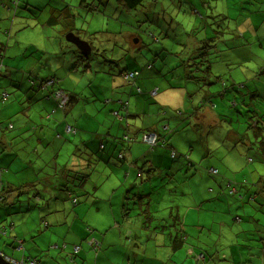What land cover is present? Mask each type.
I'll list each match as a JSON object with an SVG mask.
<instances>
[{"label": "rangeland", "instance_id": "374dc122", "mask_svg": "<svg viewBox=\"0 0 264 264\" xmlns=\"http://www.w3.org/2000/svg\"><path fill=\"white\" fill-rule=\"evenodd\" d=\"M263 5L260 0H144L128 10L118 0H0V92L8 91V99L0 102V122L4 125L0 124L1 132L17 133L20 118L22 124L36 130H26L22 137L28 135V140L22 138L13 146L5 145L3 153L5 161L11 160L12 164L1 165L6 170L0 174V186L15 182L16 188L4 193L0 224L7 220L9 227L13 223L17 233L27 236L22 247L17 246L16 239L14 247L1 244L8 249L7 255L12 253L9 255L16 258L23 253L27 257L28 245L33 241L31 248L37 246L40 250L33 251L36 257L52 251L48 258L56 256L57 263H81L79 256L83 255H74L73 243L62 251L54 248L55 242L62 247L64 243L41 222L47 213L43 206H69L71 213L56 227L67 226L65 232L72 223L83 221L89 225L91 232L81 244L85 245L81 252L89 254L88 263L104 250L90 247L91 239L101 241L108 234L106 241L110 238L111 246L115 243L124 249L122 235L130 240V229L150 257L142 264H224L219 262L217 252L235 257L237 226L255 230L249 238L263 237L264 227L258 232L255 222L236 226L237 210L235 214L221 212L226 206H264V191L258 190L262 198L256 193V185H264V152L258 147V139L264 135V29L252 26L261 23L259 10ZM48 17L56 23H46ZM219 25L226 27L218 38L211 70L203 73L194 69L198 77L183 82L178 64L191 48L187 42L204 39V47L211 51L210 38L216 35ZM69 32L89 42L88 56L79 52L75 61L73 52L78 48L65 39ZM90 61L93 65L87 66ZM35 68L36 79L52 77L66 94H70L72 80L79 84L77 91L84 93H78L77 101L68 104L65 113L60 108L53 112L47 101L45 108L39 90L31 88ZM135 68L139 75L132 86L122 78L121 71ZM151 78L158 87L157 92L152 87L153 94L140 82ZM175 82L181 84L179 88ZM136 84L144 88L142 94L135 93ZM52 86L49 83L48 87ZM113 86L117 103L129 100V108L122 110L123 122L108 112L112 103L106 99H110ZM163 88L167 90L161 95ZM155 110L161 111L162 121L178 111L174 117L178 120L170 123L177 129L167 131V140L177 148L176 155L171 157L169 153L162 165L145 167L149 182L139 173L138 178L129 175L128 162L125 169L77 147L97 135H105L104 144L112 137L116 144L127 142L130 128L126 127L141 126L156 114ZM48 111L50 117H45ZM127 113L135 115L128 118ZM11 123L14 128L9 127ZM56 124H60L58 129ZM65 124L73 126L76 133L65 136ZM42 130H46L44 136ZM57 132L63 137L58 138ZM120 155L117 157L123 160ZM80 156L84 163H75ZM190 162L192 166H188ZM136 165H142L140 159ZM211 167L217 171L210 172ZM48 185L56 188L57 195L50 193ZM67 190L76 196V204L66 195ZM258 198L263 204H258ZM257 214L264 220V215ZM183 218L185 224L192 225L186 227L192 232L188 246L203 253L200 262L189 252L171 254L172 241L183 231ZM126 220L132 222L129 227L124 225ZM229 244L232 247L228 248Z\"/></svg>", "mask_w": 264, "mask_h": 264}, {"label": "crops", "instance_id": "0c3cea01", "mask_svg": "<svg viewBox=\"0 0 264 264\" xmlns=\"http://www.w3.org/2000/svg\"><path fill=\"white\" fill-rule=\"evenodd\" d=\"M28 1H31V0H28ZM260 2H264V0H260ZM80 4L81 3H79V5ZM261 8H263L262 10H259V12H260L259 16L262 17L260 19L261 23H259V24L258 23H256V24L252 23V26L257 27L256 28L257 30L262 29V28L264 29V26H263L264 25V5ZM45 22L48 24H50V23L55 24L56 23L52 20L51 17H48L45 20ZM74 50H75V48H74ZM79 52L80 51H78V50H75L73 52V54H74L73 58H75V61H76V57L79 56ZM86 56H88V55H86ZM82 57H84V56H82ZM89 58H90V56L86 57L85 60L88 61ZM81 59H83V58H81ZM82 61H84V60H82ZM90 65H93V63L91 61L89 62V64L87 66H90ZM135 70H138V69L135 68ZM77 71L78 70H76L75 72L77 73ZM10 73H11V70L9 69L8 75H10ZM121 74H122V78L125 80L127 77L124 75V71L121 72ZM164 76H165V78H167V75H164ZM179 76H180V79L183 81L184 78L182 77V72L179 74ZM44 77H47V76H44ZM126 80H127V83H129V82L131 83V81H129L128 79H126ZM135 81H136V79H134V82ZM140 82H141V84L146 85L144 88H146V89L148 88V90H151L152 87L155 86L154 84H152L153 78L146 79V81L141 80ZM186 83H188V82H186ZM174 85L178 86V88H179L180 87L179 85H181V84H179V83L177 84L175 82ZM78 86H79V84L72 81V80L69 83V89L68 90L70 91L71 97H75L74 102L77 101L78 93H80V96L84 93L83 90L77 91ZM136 86H138V85L136 84ZM54 88H58L55 83L52 86V89L51 88L49 89V92L52 91ZM115 88H116V86H113V88L111 89L110 99H106L107 102L112 103L111 109L108 111L111 113L112 116H113L112 111L115 109H118L120 112H122V110L119 107V102L121 100H119V102L117 103L116 99H113L115 96V94H113V93L116 92V91H114ZM144 88L141 89V87H140L141 92H139V90L137 91V88H135L134 89L135 93L138 92V93L142 94ZM155 89L157 92L158 87H156ZM152 90L154 91V89H152ZM163 90L164 91L161 93V95L167 90V88H163ZM151 91H150V93H151ZM49 92L45 93V91L39 90V93H41V95L45 99V100H42L44 107L46 108V104H44V102L47 101L50 104V108L53 109L54 108L53 107L54 101L49 96V94H50ZM104 92H108V90L106 88H104ZM180 92H182V91L180 90ZM100 93H101V91H100ZM64 94H66V93H64ZM36 95L37 94H35V96ZM66 95L68 96L69 94H66ZM144 97L148 98V96H144ZM123 100L126 101V104L129 108V100L125 99V98ZM150 100H151V102L155 101L154 99H150ZM127 106H126V109H127ZM135 107H136V104H135ZM187 110L190 111L189 109H187ZM56 111H58V110H56ZM46 113H47V115L45 117H50L49 111ZM153 113H156V114H152L148 121L147 120L143 121L141 126H138L135 128L134 125L130 124L126 127V128H130V130L127 132L129 134V136L127 135L126 137L131 138L130 140H127L125 137V141H127V142H123L122 144H119V143L116 144V140L114 139L115 137H112V138L106 139V142H109V143H105V144L103 143L102 144L101 142H102L103 137L105 135H101V136L97 135L90 140L82 141L81 143H79V145L77 147L80 148L81 152H84V150H86L87 153H85V154L90 155V156L95 155L99 160L107 161L108 164H118V166H121V167L126 169V167L128 166L127 165V162H128L130 167H131V171L130 172L128 171L129 175H133L134 177L138 178L137 174L139 173L142 180L149 182V177H148L149 172H147L146 175L143 172L145 167H151L155 163L158 165H162L164 160L168 156V154L170 153V156L172 157V155H171L172 151H174L175 148H177L176 145L174 144V142H172V140H170V141L167 140V138H168V135H167L168 132L167 131L170 130V132L172 133L175 129H177L176 128L177 125H175V126H173L174 129L172 131L171 129L173 127H170V123L172 121L178 120V119L174 118L175 116H177L178 111L176 112V114L174 116L173 115L172 116L167 115V118L164 121H162V119H160L161 118V116H160L161 111L155 110V111H153ZM179 113H180V111H179ZM180 114H182V112ZM134 115H135L134 113H131V114L127 113L128 118L130 116L134 117ZM139 115H140V113H138L137 116H139ZM113 118H115V116H113ZM168 119H169V122H168ZM21 120H22V118L19 119L20 123L16 127L18 129L17 133L12 134V135H11V133H9V135H7L6 133L1 132V138H0L1 142H2L1 145H2V147L5 148V149L3 148V150H7L5 145H7V147H9L8 145L12 144L13 142L20 140L24 137H28V135H25L24 137H22V134L24 132H26V130L30 131L31 127H29L27 125V123L22 124ZM0 124H1V126L3 125L2 123H0ZM58 126H60V124H56L55 128L58 129ZM67 126L68 125L65 124V131H64L65 136H67V134H69V132L67 131V128H68ZM14 127H15V125H13V128ZM33 131H36V130L34 129ZM45 131L46 130H42L43 134H41V136H44ZM150 131H155L156 133H158V135H159V136L157 135L158 138L166 139V145H163L161 143V145H163L162 146L163 148H161V146H157L155 148H152L153 146H151L148 142H144L142 140L141 135L143 133L150 132ZM47 132H48L47 134H50L51 128H48ZM137 136L140 137V139L138 138L141 141L139 143L136 142ZM10 137L13 138L12 141L9 140ZM46 138L47 137H44L41 140H45ZM27 140H28V138H27ZM27 140H25L24 142L27 143ZM41 140L39 139V141H41ZM132 142H135V143H132ZM14 144L15 143H13L12 145H14ZM98 148H99V151H97ZM167 148L170 150V152L167 150ZM8 151H9V149H8ZM119 152L122 153L121 156L123 157V160H121L117 157V154ZM174 153H175V151H174ZM174 155H176V154H174ZM1 156H3V154L0 153V161H4L1 158ZM77 159L78 160L75 163H78L79 161L81 164L84 163V159L81 156L78 157ZM139 159H140V162H142L141 166L136 165V163L139 161ZM192 165H193V162H192ZM192 165L188 164V166H192ZM140 168H141V170H138ZM212 170L217 171L216 168L211 167L209 169V171L213 172ZM61 177H63V176H61ZM154 177L156 178V176H154ZM14 183L8 182L7 184H9L12 187H15L16 183L15 184ZM227 184H228V182H227ZM1 186H3V184H1ZM256 187H257L256 188L257 195L262 198L263 194H258V190L261 192L264 191V185L259 184V186L256 185ZM34 189H36V186ZM47 189L50 191L51 194L57 195L56 188L52 189L51 185H48ZM258 204H263L262 200L260 198H258ZM256 207H258L260 210H257ZM185 208H186V206H185ZM185 208H184V210H181V209H179V210L185 211ZM43 209L47 210V213L43 217H41V222L44 221L47 230L52 232V233H55L59 238H62L63 242H65V243L68 242L67 243L68 245L73 243V244H77L80 246V250L77 252V254L80 253L81 255H83V256H79L82 264H101L100 261H103V263H108V264H137V262L140 260H142V262H141V264H142L143 261H145L146 259L150 260V257L146 256L147 255L146 246L138 243L139 238L137 236L133 237V231L130 229L127 232V237H129L130 240H125L123 238V235H122V241L124 243V249L123 248L119 249V247H117V244H115V243H113L114 245L111 246L112 244L110 245V243H108V241H110V238H109V240L106 241L108 234H105L104 237L100 241L101 242V248L104 249L103 252H98V254L94 255V258H92L91 261L88 263L87 261H89V259H87V258L89 257V254H86L85 252L84 253L81 252V249H83V246H85V245H81V244L83 243V240H85L87 238V236H86V234L88 232L87 226L89 227V225L83 221H80V224H78V225L72 223L70 225V227L67 228V231L65 232L63 229L64 228L66 229L67 226L62 227V228H56V227L61 226L62 223H64V221H63L64 216H66V215L68 216L71 213L69 206H43ZM236 210L239 213L237 215V218H236V226H237V223H239V225H242L244 222H249V223L255 222V224L257 225L258 232H260L263 229L264 220H261L258 217L257 213L259 212L260 214L264 215V206H244V205H242V206H235V209L232 206H226V208L223 207L221 209V212L229 213V214L230 213L235 214ZM5 222H6L5 224H0V227L6 226V229L8 228L7 230H4L2 233L0 232V237L2 238V239L0 238V245L1 244H3V245L11 244L14 247L17 244L15 242V239L18 241V243L20 240H21V244L25 243L27 236L25 234L20 235L19 233H17L16 230L13 228V226H15L13 223H11L10 225H12V226L9 227L7 225V220ZM181 223H182L181 225L183 227V231L180 232L179 234H177L176 239L172 241L171 248L173 251L171 254H174L175 252H184V251L187 253L189 252L191 257L194 256L196 258V260L198 262H200V260H202V257H204L203 253L201 251H199L197 253L196 248L194 246L189 247L187 244L188 237L192 232H188L186 230V227L189 228L192 225L185 224L184 218L182 219ZM117 224H118V222H116V225ZM131 224H132V222L130 220H126V224H124V225H126V227H129ZM180 230H182V229H180ZM12 231H14V233L16 232V235ZM30 232L31 231H29V234H30ZM254 233H255V230L250 231V229H246V228H242V227L240 228L239 226H237V233H236L237 234V236H236L237 252H236V255H235V257L233 255H231L230 258H227V255L225 253H218L217 252V254H219V256L221 258L219 260V262H223L224 264H264V236L263 237L260 236L259 239L256 236H254L253 238H249ZM151 234H154V236L158 235L155 232H152ZM237 237H240V238H237ZM177 238H178V240H177ZM249 240H253V241H249ZM31 242L32 243H30L28 245L30 248V253H28L29 255L27 257L31 256V257H35L37 259L39 258L38 260H40L39 261L40 264H61V262H59V263L56 262V260H55L56 256L54 259L48 258V257H50V254L52 253V251L48 252L45 255V257H41L42 254H40L39 257H36V255H33L32 254L33 251H40V250L36 245H35L36 246L35 248H31V244H35L33 241H31ZM55 243H58V242H55ZM19 245L20 244H17V246H19ZM88 245L90 246L89 243H88ZM137 246L140 247L139 250L137 249ZM230 247H232V244L228 245V248H230ZM57 250L62 251L63 249H57ZM0 251H3L5 253L9 252L8 249H6L4 246H0ZM72 251H73V249H72ZM141 252H143L144 255H141ZM39 253H36V254L39 255ZM9 254L12 255V253H9ZM13 256H16V255H14V253H13ZM84 256H86V257H84ZM117 256H119L120 258H118ZM27 257H25V258H27ZM16 258L18 260H21V258H24L23 253L20 257L16 256ZM234 259H235V261H234ZM76 261H77V259H75V262Z\"/></svg>", "mask_w": 264, "mask_h": 264}, {"label": "trees", "instance_id": "16d2710c", "mask_svg": "<svg viewBox=\"0 0 264 264\" xmlns=\"http://www.w3.org/2000/svg\"><path fill=\"white\" fill-rule=\"evenodd\" d=\"M144 0H118V3L119 4H121V6L122 7H124V8H126V9H128V10H130V9H135L136 7H138L139 5H141L142 4V2H143ZM198 12V11H197ZM200 12H198V14H199ZM201 14V13H200ZM202 15V14H201ZM203 16V15H202ZM225 27H226V25H219V27H218V30L216 31V35L214 36V37H211L210 38V40H211V51H209V50H207L205 47H204V45H206V40H198L197 38H194V39H190L188 42H187V45H190L191 46V48H190V50H188V53H187V56L186 57H181L180 58V62H179V66L180 67H182V77L184 78V80H183V82H187V81H191V80H193V79H196L197 77H198V75L196 76L195 75V70L194 69H196L197 71H200V72H203V73H208L209 72V70H211V65L212 64H210L212 61H213V59L217 56V51H216V44H217V41H220L218 38H219V36H221L222 35V33H224V29H225ZM255 27V26H254ZM213 36V35H212ZM242 37H243V34H242ZM215 38L217 39V40H215ZM205 39H207L208 40V38L206 37ZM207 46V45H206ZM177 65V66H178ZM146 67L147 68H150L151 67V65L150 64H147L146 65ZM35 71H36V68L34 69V73L32 72L31 74L34 76V74H35ZM121 72H123V71H121ZM130 72H137L136 74H134L132 77H127V79L129 80V81H131V84L132 85H134L135 86V82H134V79H136L137 78V76L139 75V71L138 70H130V71H128V72H125L124 73V75H126V74H128V73H130ZM181 72H179V74L181 73ZM10 76V75H9ZM11 83V82H10ZM30 83H31V88L32 89H38V90H40V91H44V90H47V92H49V87H48V85H49V83H51V84H53L54 85V83H55V81H54V79L52 78V77H41V78H39V79H36V77L34 76V78L33 77H31L30 78ZM29 88V87H28ZM135 88H137V91L139 90V92H141V89H140V87H138V86H136ZM19 90H21L20 89V87L18 88ZM58 91H61L62 92V94L64 93L63 92V90H61L60 88H54L52 91H50L48 94H49V96L51 97V99L54 101V105H53V109H52V111H56V110H60V109H62V112H64V110H66V108H67V105L68 104H72V101L75 99V97H71V95L69 94L68 96H67V98H66V102L64 103V105L63 106H59V103H60V99L61 98H59V97H57L56 96V93L58 92ZM8 91L6 90V89H3V90H1V92H0V102H3V101H6L7 99H8V93H7ZM39 92V91H38ZM151 94H153V93H151ZM16 97L17 96H14V99L12 98V101L13 100H15L16 99ZM124 103H126V101H123V100H121L120 102H119V107H120V109L121 110H123V111H126V108L125 109H122V104H124ZM126 106H127V104H126ZM60 108V109H59ZM115 111H117V112H119L120 113V111L118 110V109H115V110H113L112 111V114H113V116H115V118L116 119H118L119 120V122H123V119H125L124 117V115H123V112H122V114H121V119H119L118 118V116L114 113ZM50 114H51V112H49ZM49 116V115H48ZM1 123V122H0ZM13 124L11 123V124H9V127H12L13 128V126H12ZM68 125V124H67ZM70 128H71V131L69 132V134H67V137H69L70 135H72V134H75L76 132H75V129H73V126H71V125H68ZM4 127V126H3ZM33 130H34V127H31ZM155 132V131H154ZM156 133V132H155ZM156 135H158V133H156ZM56 136L58 137V138H61V137H63V135H62V133H59V132H57L56 133ZM159 136V135H158ZM158 136H157V140H156V143L154 144V145H152L153 147L152 148H155V147H157V146H163V145H166V139H164V138H158ZM0 138H1V128H0ZM24 138H27V137H24ZM23 138V139H24ZM9 140H13V138L12 137H10V139ZM22 140V139H21ZM259 140V143H258V147L264 152V135H262L261 136V138L260 139H258ZM161 141V142H160ZM258 142V141H257ZM13 143H15V142H13ZM12 143V144H13ZM102 144H103V140H102V142H101ZM161 143L163 144V145H161ZM251 143V142H250ZM2 142H1V139H0V153L1 154H3L4 153V151L5 150H3V148L4 147H2ZM12 144H10V145H8L9 147L10 146H13ZM5 149V148H4ZM3 153H2V152ZM9 151H12V150H9ZM174 152V151H173ZM13 153V152H12ZM9 154V153H8ZM175 154V153H174ZM174 154H172V156H174ZM170 155V154H169ZM1 158L4 160V161H0V174H1V172H3L4 170H6V169H4L3 167H1V165L2 164H7L8 166H11V160H8V161H5V159H4V157L3 156H1ZM11 163V164H10ZM189 165H192V162H190L189 163ZM5 166V165H4ZM212 173H214V172H212ZM67 182V181H66ZM66 184V183H65ZM60 186V185H59ZM14 188H16V187H12V186H10L9 184H7V186H0V202L1 201H3V200H5V195H4V193H5V191H6V189L9 191H11V190H13ZM63 191H64V189H63ZM66 195L67 196H69V198H70V200L72 201V203L73 204H76L77 203V198H76V196L73 194V192H72V190H67L66 191ZM10 226H12V225H10ZM8 227V226H7ZM8 229V228H7ZM6 229V226H2V227H0V232L2 233L4 230H7ZM87 231H91V228H89L88 226H87ZM92 240V239H91ZM177 240H178V238H177ZM97 242V243H96ZM92 241V242H88L89 244H90V246L91 247H93L94 249H96V250H98L99 249V247L101 248V242L100 241ZM64 243V245H63V247L60 245V243H57L56 244V246L54 247V248H56V249H62V248H65V247H67V243H65V242H63ZM177 243V242H176ZM18 244H20L19 246L20 247H22V244H21V241H19V243ZM52 245V244H51ZM51 245L49 246V249H52V247H51ZM71 245V244H70ZM75 246H77L78 247V249L77 250H75ZM80 250V246L79 245H77V244H74L73 245V251H74V255H75V253L76 252H78ZM2 254H4V256L5 257H7V258H11V259H14V260H16V261H22V263L23 264H40V260H38L37 258H35V257H31V256H29V257H27V258H21V260H18L17 258H13L11 255H7V253H5V252H3V251H0ZM70 258L73 260L74 258H73V255H71L70 254Z\"/></svg>", "mask_w": 264, "mask_h": 264}, {"label": "built area", "instance_id": "2783aa9c", "mask_svg": "<svg viewBox=\"0 0 264 264\" xmlns=\"http://www.w3.org/2000/svg\"><path fill=\"white\" fill-rule=\"evenodd\" d=\"M137 72H130V73H128V74H126L125 76L126 77H132L134 74H136ZM151 93H154V91L152 90L151 91ZM56 96L57 97H61V99H60V103H59V106L61 107V106H63L64 105V103H65V101H66V96H65V94L63 93L62 94V92L61 91H58L57 93H56ZM122 108L123 109H125L126 108V103H124V104H122ZM117 116H118V118L119 119H121V114L119 113V112H117V111H115L114 112ZM68 128H67V131L68 132H70L71 131V128L69 127V126H67ZM126 139L127 140H130L131 138H128V137H126ZM142 140L144 141V142H148L151 146L152 145H154L155 143H156V140H157V135H156V133L155 132H153V131H150V132H146V133H143L142 134ZM172 154H174V152L172 151V153H171V155ZM121 156V155H120ZM213 172H215L216 170H212ZM92 241H95L96 242V240H91L90 242H92ZM97 243V242H96ZM78 249V247L77 246H75V250H77ZM11 261H14L16 264H23L22 263V261H16V260H14V259H11V258H9Z\"/></svg>", "mask_w": 264, "mask_h": 264}, {"label": "water", "instance_id": "95a60500", "mask_svg": "<svg viewBox=\"0 0 264 264\" xmlns=\"http://www.w3.org/2000/svg\"><path fill=\"white\" fill-rule=\"evenodd\" d=\"M65 39L67 41H71L73 42L78 50L84 54V55H88L91 52V47L89 45V42L80 38L78 35H76L73 32H69L66 34ZM0 264H16L14 261L8 260L4 254H2L0 252Z\"/></svg>", "mask_w": 264, "mask_h": 264}, {"label": "clouds", "instance_id": "9594fccd", "mask_svg": "<svg viewBox=\"0 0 264 264\" xmlns=\"http://www.w3.org/2000/svg\"><path fill=\"white\" fill-rule=\"evenodd\" d=\"M67 97V96H66ZM154 132V131H153ZM142 136V135H141ZM7 258V257H6ZM8 260H10L9 258H7Z\"/></svg>", "mask_w": 264, "mask_h": 264}]
</instances>
